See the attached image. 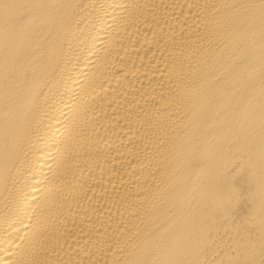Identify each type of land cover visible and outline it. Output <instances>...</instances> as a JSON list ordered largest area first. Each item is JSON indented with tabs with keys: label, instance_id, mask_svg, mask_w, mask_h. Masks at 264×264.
Listing matches in <instances>:
<instances>
[{
	"label": "bare ground",
	"instance_id": "obj_1",
	"mask_svg": "<svg viewBox=\"0 0 264 264\" xmlns=\"http://www.w3.org/2000/svg\"><path fill=\"white\" fill-rule=\"evenodd\" d=\"M0 264H264V0H0Z\"/></svg>",
	"mask_w": 264,
	"mask_h": 264
}]
</instances>
